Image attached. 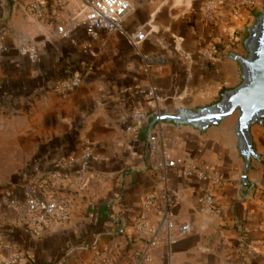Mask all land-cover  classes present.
Returning a JSON list of instances; mask_svg holds the SVG:
<instances>
[{"label": "crops", "instance_id": "1", "mask_svg": "<svg viewBox=\"0 0 264 264\" xmlns=\"http://www.w3.org/2000/svg\"><path fill=\"white\" fill-rule=\"evenodd\" d=\"M34 1L6 0L9 4L0 7L7 48L0 55V112L22 109L32 117L43 141L30 178L42 176L74 202L70 221L53 223L39 237L27 231L24 215L0 207L4 259L25 255V261L14 264H132L147 244L136 233L135 221L144 212L145 197L162 191L148 160L151 123L179 107L210 105L219 93L239 85V66L225 50L212 57L207 52L229 37L238 39L253 16L220 11L206 20L199 11L204 0H130L134 10L123 31L90 41L85 35L89 0H41L47 11L43 21L31 10ZM59 26L71 37L64 38ZM139 32L143 41L129 38ZM25 49H34L36 56ZM68 75L84 81L69 93H55L53 82ZM137 109L149 118L137 122ZM237 117L234 113L203 133L188 125L156 124L165 132L171 155L191 156L225 184L214 192L215 211L205 213L198 206L202 184L170 175L169 188L177 199L172 219L189 223L192 231L163 233L159 246L148 250L153 261L264 264V126L252 127L258 158L244 186ZM85 150L93 154L87 170L75 164L70 175L50 181L62 160L80 158ZM81 178L83 191L77 185ZM150 217L155 221L152 212Z\"/></svg>", "mask_w": 264, "mask_h": 264}, {"label": "built area", "instance_id": "2", "mask_svg": "<svg viewBox=\"0 0 264 264\" xmlns=\"http://www.w3.org/2000/svg\"><path fill=\"white\" fill-rule=\"evenodd\" d=\"M261 0H204L199 8L202 17L206 20H213L216 14L228 9L235 16H240L243 12L251 13L259 8ZM2 0H0V7ZM31 10L39 20L47 18V11L41 0H35L31 4ZM134 10L130 0H89L88 12L85 21V35L90 41L97 40L102 33L117 34L124 28V20ZM59 33L64 38L71 37L70 31L63 27H58ZM130 39L143 41L145 35L141 32L136 35H129ZM238 39L235 36L228 40L212 45L207 54L215 56L222 50H236ZM7 50L5 45V32L0 29V55ZM34 58V49H25ZM144 58L152 60L149 55ZM158 60H161L159 58ZM84 81V77L68 75L53 82L52 89L55 93L63 95L78 87ZM227 86V83H225ZM134 118L137 122L145 121L149 115L137 109ZM127 130H131L130 127ZM147 153L149 166L158 176L162 184V191L158 195H148L144 200V212L135 221V231L146 241L145 249L138 254L132 264H163L155 262L148 254V250L158 247L161 242V235L168 236L171 231L177 228L179 236H186L192 231L189 223L177 224L172 219V208L176 205L177 199L169 188L170 175L177 173L188 179L198 181L202 184L198 197V206L202 212L213 213L216 209L215 191L223 188L225 182L222 178L212 172L205 170L191 156L175 157L166 148L165 132L162 127H154L147 135ZM93 158L91 151L85 150L80 158L73 156L62 160L53 171L50 181L58 183L63 177L70 175L75 164H79L83 170H87ZM29 179L23 185L7 189L0 194V207H7L18 211L27 219V231L39 237L43 229L50 227L53 223H68L72 216L73 197L65 191H58L44 182L43 177H32L28 173ZM79 190L86 187L84 178L77 179ZM20 195H19V193ZM155 216V221L151 219L150 213ZM5 247L0 238V261L4 264H14L26 260L25 255L15 257L11 260L4 259ZM111 260L104 264H109ZM101 264H103L101 262Z\"/></svg>", "mask_w": 264, "mask_h": 264}, {"label": "water", "instance_id": "3", "mask_svg": "<svg viewBox=\"0 0 264 264\" xmlns=\"http://www.w3.org/2000/svg\"><path fill=\"white\" fill-rule=\"evenodd\" d=\"M2 4L5 6L9 3L3 0ZM242 44L246 55L233 50L226 54L228 59L239 66V85L225 90L221 99L212 105L196 109L179 107L175 113L163 112L156 115L150 130L158 123H167L177 127L192 126L203 133L237 112V149L244 161L242 182L244 186H248L247 177L252 160L258 158L251 130L257 125L264 126V10L256 15L253 23L246 29Z\"/></svg>", "mask_w": 264, "mask_h": 264}, {"label": "rangeland", "instance_id": "4", "mask_svg": "<svg viewBox=\"0 0 264 264\" xmlns=\"http://www.w3.org/2000/svg\"><path fill=\"white\" fill-rule=\"evenodd\" d=\"M262 10H264L263 0H261L259 8L251 12L253 21ZM222 11L230 13L228 9ZM251 24H248L237 35L239 42L235 52L239 54L246 55L242 40L246 36V29ZM229 51L231 49L225 50V53L227 54ZM220 99L221 96L219 97L218 94L213 103ZM42 141L43 135L41 131L33 130L32 117L28 116L25 110L18 109L16 111L0 112V191L3 190L5 192L7 189L19 187L29 179L30 168L36 165L41 158L38 154L41 150Z\"/></svg>", "mask_w": 264, "mask_h": 264}, {"label": "trees", "instance_id": "5", "mask_svg": "<svg viewBox=\"0 0 264 264\" xmlns=\"http://www.w3.org/2000/svg\"><path fill=\"white\" fill-rule=\"evenodd\" d=\"M223 92L219 93V97L222 95Z\"/></svg>", "mask_w": 264, "mask_h": 264}]
</instances>
